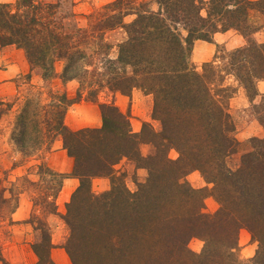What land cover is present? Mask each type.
I'll list each match as a JSON object with an SVG mask.
<instances>
[{
	"label": "trees",
	"instance_id": "16d2710c",
	"mask_svg": "<svg viewBox=\"0 0 264 264\" xmlns=\"http://www.w3.org/2000/svg\"><path fill=\"white\" fill-rule=\"evenodd\" d=\"M156 5L151 10L136 0H114L81 27L61 14L59 3H0V47L22 49L46 83L59 78L63 84H79L73 100L63 91H49L47 101L42 96L26 99L11 133L26 157L60 137L74 160L70 174L37 165L38 181L29 183L36 194L25 223L40 233L33 245L37 264H53L47 218L58 215L56 200L70 176L79 180L63 216L70 230L64 249L72 264H244L237 254L243 228L259 244L246 264H264V146L245 154L237 169L228 166L238 142L229 113L235 90L225 85V75H232L252 101L258 95L264 43L253 36L264 29V0H156ZM129 15L135 18L125 23ZM117 28L125 29L127 39L112 57L106 35ZM228 31L246 44L228 54L223 69L209 62L198 73L191 63L195 42L212 43L215 34ZM135 89L153 96V118L161 132H147L149 137L133 133L128 116L107 103H99L101 127H66L68 105L98 103L105 91L131 96ZM0 105L5 106L1 118L11 104ZM262 105L264 94L259 105L264 126ZM143 143L154 147L148 157L141 154ZM171 149L179 154L177 160L169 158ZM123 159L148 171L136 192L115 170ZM195 170L213 184L210 193L184 180ZM97 177L109 178L110 189L95 194L91 182ZM18 188L7 177L0 179L1 220L13 223L23 193ZM206 194L219 205L213 215L203 212ZM196 237L205 242L200 255L188 247ZM0 262L7 264L1 250Z\"/></svg>",
	"mask_w": 264,
	"mask_h": 264
},
{
	"label": "rangeland",
	"instance_id": "374dc122",
	"mask_svg": "<svg viewBox=\"0 0 264 264\" xmlns=\"http://www.w3.org/2000/svg\"><path fill=\"white\" fill-rule=\"evenodd\" d=\"M49 3H59L61 14L70 17L74 25L87 27L89 15L102 7L112 3L114 0H44ZM0 3L15 4V0H0ZM137 4L146 3L148 8H157L156 0H136ZM135 15L125 17V23H130ZM218 36L209 43L196 41L191 55V63L198 73H203L206 63L211 62L216 67L223 69L228 61V54L233 50L243 47L246 40L234 31H230L224 40ZM106 39L113 46L111 56L116 57L117 46L127 39L125 29L117 28L107 33ZM253 39L264 43V29L256 33ZM62 66H57L60 73ZM223 74H225L223 72ZM29 75V78L28 76ZM225 85L235 90V94L229 100V113L235 125V138L238 146L235 153L227 159V164L232 169H237L242 162L243 156L264 146V126L260 123L261 115L259 105L264 94V81L257 83L258 95L250 99L244 86L234 76L225 75ZM79 87L77 81H70L63 84L59 78L46 83L42 79V72L38 68L31 69L26 55L22 49L15 46L0 47V103L11 104L10 110L0 118V179L7 177L8 181L16 182L23 193L19 197V206L13 213L10 220L0 219V250L7 264H37L38 259L33 251V245L39 241L40 233L35 232L30 224L25 223L33 210L31 198L36 191L29 184L37 182V165L44 163L54 171L63 174H70L73 169L74 160L68 156L63 148L60 137H56L52 143H46L40 151L26 157L21 154L11 139L15 117L20 106L26 99H37L42 96L44 101L49 97V91H63L68 99L73 100ZM87 91L83 92L84 99ZM98 103L81 100L67 106L64 123L72 131L83 128H96L102 126V114L99 103L113 104L117 109L128 116L133 133L147 136V132H161V124L153 118V96L147 95L140 90H133L131 96H124L120 93L105 91L100 94ZM263 109V105L261 106ZM4 109L5 106H1ZM142 136V137H144ZM149 137V136H147ZM143 157H148L154 152V147L149 143L140 146ZM179 154L174 149L169 151V158L177 160ZM119 175L124 176L126 187L131 192H136L138 186L148 178V171L138 167L134 162L123 159L115 168ZM70 181H67L69 180ZM184 180L195 190H203L210 193L213 184L208 183L203 174L192 171ZM92 191L95 194L110 189L109 178L97 177L91 182ZM79 186V180L70 176L63 182L62 189L57 197L56 203L58 215L47 218L51 229V238L54 248L51 251L53 264H72L67 255L64 245L70 235L69 227L63 220L66 214V205L70 202L72 194ZM204 199L203 212L213 215L219 209L215 199L206 194ZM26 210L23 214L22 212ZM26 213V217L22 218ZM10 218V216H8ZM189 249L200 255L205 247L202 238L196 237L190 240ZM259 244L252 237L248 229H241L238 235V257L246 264L253 259L258 250ZM0 264H3L0 262Z\"/></svg>",
	"mask_w": 264,
	"mask_h": 264
},
{
	"label": "crops",
	"instance_id": "0c3cea01",
	"mask_svg": "<svg viewBox=\"0 0 264 264\" xmlns=\"http://www.w3.org/2000/svg\"><path fill=\"white\" fill-rule=\"evenodd\" d=\"M230 31H228V32H225V33H217V34H215L214 35V38L213 39H215V40H218L217 38H218V36H221L220 38L221 39H225L224 38V36H226L228 33H229ZM200 42H204V43H207V42H205V41H200ZM212 44L211 43H209V47L211 46ZM67 181H70V179L69 180H67ZM26 210H24L23 212H22V214L25 212ZM15 214H18V211L17 212H15ZM24 217H26V213L23 215V217L22 218H24Z\"/></svg>",
	"mask_w": 264,
	"mask_h": 264
}]
</instances>
